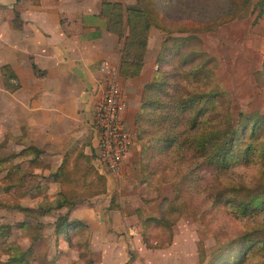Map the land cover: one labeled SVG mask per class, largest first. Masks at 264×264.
<instances>
[{"label": "rangeland", "instance_id": "rangeland-1", "mask_svg": "<svg viewBox=\"0 0 264 264\" xmlns=\"http://www.w3.org/2000/svg\"><path fill=\"white\" fill-rule=\"evenodd\" d=\"M130 1L120 3L124 8L132 5L137 8L135 1ZM147 4L146 14L154 16L160 24L147 29L146 41L149 35L151 43L158 44L157 54L162 41L170 44L172 40V54L164 50L160 67L170 82L167 91L205 95L215 90V96L195 102L194 109H202L194 115L195 128L205 135L222 136L221 132L230 131L239 134L231 148L239 160L228 169H217L190 146L180 154L176 148L161 153L154 147L144 154L142 151L149 142L137 137L132 122L134 143L116 176L111 180L104 178V190L93 195L106 198L107 208L122 217L129 235L135 236L122 246L121 256L120 252L110 253L107 259L115 262L121 257L120 264H131L138 260L137 256H143L136 250L139 247L172 245L168 258L173 264H206L210 252L226 243V239L246 235L252 243L248 250L242 251L241 264H257L264 259V211L241 214L237 206L228 205L225 200L249 201L264 183V0H147ZM128 16L140 20V13L135 11L128 12ZM121 19L124 20V15ZM184 37L188 39L182 43L180 38ZM156 67L154 62L149 80L156 74ZM7 91L0 83V92L8 95ZM5 111L0 107V264H16L10 260L15 256L23 258L19 264H104L106 257L98 253L100 249L94 247L91 251L89 239H83V234L70 235L68 241L54 238L53 222L62 213L55 208L45 212L35 208L36 201L45 205L48 199L44 196L52 199L57 191L47 185L43 188L45 173L40 164L47 158L40 155L34 158L33 152L26 149L32 144L21 142L20 147V141H13L12 138L19 140L20 136L10 138L11 130L4 122ZM190 114L193 115L190 112L185 116L188 118ZM258 116L262 117V123L254 133H249L251 118ZM186 125L188 128L189 123ZM18 151L23 153L16 155ZM171 156L182 159L170 163ZM74 163L81 169L86 166L80 159L79 164L77 160ZM163 164H171L173 169H161ZM90 181L91 189L100 186L101 180L93 178L92 173ZM175 183L187 184L181 197L191 205L187 210L183 206L169 209ZM87 184L78 183L84 189L77 190L75 195L85 196L90 189ZM197 187L220 191L219 205L210 208L207 202H199L205 195L197 193L196 190H201H194ZM93 196L76 203H95ZM167 207V219L156 223L153 218H162L161 211ZM139 260L144 261L142 257Z\"/></svg>", "mask_w": 264, "mask_h": 264}, {"label": "crops", "instance_id": "crops-1", "mask_svg": "<svg viewBox=\"0 0 264 264\" xmlns=\"http://www.w3.org/2000/svg\"><path fill=\"white\" fill-rule=\"evenodd\" d=\"M100 7L101 0H0V65L8 63L18 83L16 89L7 91L8 95L0 92L4 97L0 107L7 112L4 122L11 130L10 138L20 136L13 141H20V147L21 142L32 144L41 150L38 157L47 158L40 164L45 173L44 189L47 185L58 190L59 183L48 174L55 170L66 151L78 147L85 154H98L92 118L106 84L101 65L107 64L116 71L125 101L121 117L129 129L141 87L152 75L158 44L151 43L149 35L137 75L120 74L127 26L121 34L106 29ZM133 143L134 140L127 152ZM115 176L105 178L111 180ZM93 197L95 203L77 202L67 215L87 224L89 249H100L96 252L106 257L104 264H120L121 257L114 262L107 256L118 252L121 256L122 246L135 236L129 235L123 218L107 208L106 198ZM99 204L102 208L95 207ZM57 210L65 212L63 207ZM171 248L172 245L139 247L136 250L143 256H137L138 260L131 264H173L168 258Z\"/></svg>", "mask_w": 264, "mask_h": 264}, {"label": "trees", "instance_id": "trees-1", "mask_svg": "<svg viewBox=\"0 0 264 264\" xmlns=\"http://www.w3.org/2000/svg\"><path fill=\"white\" fill-rule=\"evenodd\" d=\"M134 1L137 8L133 5L124 8L118 1L101 0L99 11V14L104 18V26L106 29L121 34L124 26H127V35L121 49L122 57L119 72L121 75L128 77L137 75L139 71L142 63L147 29L151 25L159 26L158 24H160L155 20L154 16L151 17L146 14V8L149 7L147 0ZM134 11L140 13V20L131 19L130 16H128V12ZM123 15L124 24H122L123 22L121 19ZM180 39L183 43L188 37ZM164 50L172 54V40H170V44H165L163 41L160 43L159 51L154 59L155 64H157V67L154 69V71L156 70V74L154 73L152 79L143 84L139 107L133 118L137 137L144 140L147 139L149 142L146 144L144 150L142 147V152L145 154V152L153 147L159 149L161 153L169 150L172 152V150L176 148V152L180 154L181 150L187 149V146H190L193 150L199 153L201 152L203 159L206 160L205 162L209 165H214L217 169H228L235 161L239 160L237 153H233L231 149L235 143L236 136L238 137L239 134L234 135V132L230 131L228 133L221 132L222 136L217 134L205 135L195 128L197 121L193 120L194 115L202 112L201 108L197 107L194 109L195 102L207 96H215V90H211L209 94L205 95H196L194 93L177 95L167 91V86L170 85V82L166 78V71L160 69L162 58L165 57ZM0 76L2 85L6 90L13 91L18 87L16 81L12 83V80H15L16 77L8 63L0 65ZM262 81L264 83V79ZM185 111L186 113L191 112L193 115L190 114L191 116L187 118V116H185ZM187 123H189L188 128L186 125ZM261 123L262 117L258 116L251 118V122L248 126L249 133H254L256 127H259ZM215 130L217 129L215 128ZM26 149H28L27 151H29V153L33 152L32 156H34V158L40 153V149L34 145ZM22 153L23 152L18 151L16 154ZM94 157L95 156L92 154L83 153L78 147L71 148L69 151L63 153L59 164L49 175L51 180L59 183V188L54 194L55 196L52 199L44 196V198L48 199L45 205L36 201L35 208L40 210V212H45L51 208H66V211L59 214L53 222L55 239L61 237L68 241L69 236L74 234H83V239L85 237L87 238V224L77 218H69L67 210L71 208L77 200L79 201L85 197L93 196L104 190V175L95 169V165L91 162L88 164L87 162ZM170 158V163L176 162L177 159H182L181 156H171ZM79 159L84 161L86 165L82 167V169L80 168L81 166L74 163V160H77L79 164ZM70 160H72V163ZM172 167L171 164H163L161 169L171 170L173 169ZM139 168H141V165H139ZM90 173L93 174V178L95 177L96 180H101L100 186L92 187L91 189L92 182L90 181ZM78 183H88L87 186H90V189H88L89 192L85 196L75 195L74 192L84 189V187H80ZM186 185V183H175L174 196L172 198L173 200L171 199L169 201V209L174 208L176 210L179 206H183L182 208L187 210L188 207H191L188 201L181 199L185 192ZM199 188L202 191L196 190V192H203L205 195V198L201 197L200 199L202 200L199 202H207L210 208L216 204L219 205L218 203H220L222 197L220 191H214L212 189L205 190L203 189L204 187H197L194 188V190ZM177 199H179V202H177ZM190 200L189 197V201ZM225 201L228 202V205L237 206L241 214L249 211H264V183L262 188H260L257 193L253 194L249 201L244 202L242 199L237 201L226 199ZM191 203L194 204L193 202ZM31 207L34 208L33 206ZM161 214L162 218H153L158 224L167 219L168 207L166 210L164 209L161 211ZM148 219L151 220L149 217ZM83 239L79 240L78 243L83 241ZM251 240L252 239L247 238L246 235L226 239V243L220 244L210 252L211 254L206 264H241L243 258L242 251L250 248L252 243ZM25 253L28 254V251L26 250ZM198 254L201 260L202 255L200 253ZM10 260H14L16 264H19L23 258L15 256L10 257ZM257 264H264V259Z\"/></svg>", "mask_w": 264, "mask_h": 264}, {"label": "built area", "instance_id": "built-area-1", "mask_svg": "<svg viewBox=\"0 0 264 264\" xmlns=\"http://www.w3.org/2000/svg\"><path fill=\"white\" fill-rule=\"evenodd\" d=\"M100 69L106 75V84L95 105L92 124L97 133L98 146L95 167L106 177L119 171L134 132L126 127L121 117L125 101L115 69L107 64Z\"/></svg>", "mask_w": 264, "mask_h": 264}]
</instances>
